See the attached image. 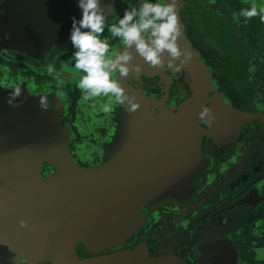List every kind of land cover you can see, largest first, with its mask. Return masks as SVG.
<instances>
[{
	"label": "water",
	"instance_id": "water-1",
	"mask_svg": "<svg viewBox=\"0 0 264 264\" xmlns=\"http://www.w3.org/2000/svg\"><path fill=\"white\" fill-rule=\"evenodd\" d=\"M101 3L106 17L116 10L117 0ZM73 16H81L78 0H4L1 46L35 57L69 39ZM183 43L194 54L193 60L203 63L192 44L185 39ZM149 72L143 67L140 71ZM188 75L201 83L196 88L201 99L200 73ZM121 84L141 107L129 113L120 106L117 134L96 166L82 165L74 158L72 132L62 122L59 98L21 95L18 99L24 102L12 107L7 103L9 93L0 95V252L27 250L42 258L39 252L52 248L55 253L47 256L52 258L70 243L115 236L134 202L147 200L146 190L182 195L185 182L201 164L192 107L187 101L169 104L168 86L157 97L144 87L132 86L127 78L122 77ZM44 162L54 168L49 177L41 173ZM21 219L28 221V228L20 227ZM52 264L142 263L125 252Z\"/></svg>",
	"mask_w": 264,
	"mask_h": 264
},
{
	"label": "flooded vegetation",
	"instance_id": "flooded-vegetation-1",
	"mask_svg": "<svg viewBox=\"0 0 264 264\" xmlns=\"http://www.w3.org/2000/svg\"><path fill=\"white\" fill-rule=\"evenodd\" d=\"M3 1L0 0V3ZM152 2H160V0H152ZM241 2L243 5L239 4ZM230 3L235 6L238 14L227 15L228 10H224L220 17H224L225 21L230 20L236 26V23L244 18L240 16V11L244 6L246 8L247 0H180L177 6L183 38L181 40L180 37L178 41L180 47L189 52L183 43L185 39L192 44L195 51L201 52L204 57V60L203 58L201 60L204 63L206 61L215 65L216 71L211 72L207 80L203 78L201 80L204 81L205 89L201 99L200 94L196 93V88L201 83L192 80V75H188V73L199 74L197 65L201 64L196 62V58L193 60V53H191V59L179 72L168 67L167 57L163 67H152L137 56L136 62L141 64L143 69L150 70L148 73L150 76L140 72H130L126 77L132 86L144 87L147 93L157 97H160L168 86L167 102L169 104L175 102L180 105L187 101L186 105L192 107L195 124L193 133L200 141L197 143L201 147V164L196 175L190 179L193 186L190 196L183 198L182 195H166L155 203H145L143 212L147 219H144L145 223L134 237L123 240L112 248L86 250L82 245L75 250L70 249L69 252L73 255L68 253L69 258L64 261L129 252L142 264H147L146 260L152 264H158L157 262L161 264H264V129L262 134H259L258 114L241 117L240 105L244 101L237 96L232 82L238 83L234 75L233 78L231 77L226 65L218 68L213 53H208L204 49L200 50V42L203 38H214V35L220 32L199 30L197 25L193 26L196 17L187 16L184 13L193 9L200 17L199 8L202 4L204 8H210L215 12L221 4ZM250 3L253 1L250 0ZM137 4L138 0H117L116 10L106 17L105 30L100 39L107 40L110 51L120 49L122 43L119 38L111 35L108 27L118 23L125 9ZM255 17L258 20V16ZM221 34L230 45L227 32ZM229 45L225 48L228 51L232 50V46ZM255 49H258V39ZM45 51L49 54L58 52L59 58L65 61L63 65L60 64L59 67L54 68L55 71L52 74L64 80H61L60 84L57 85L56 82L47 84L42 81L39 74L44 69L47 71L48 64L43 65L44 60L40 58V54L30 57L5 47L3 50L0 49V73L3 76V80L0 77V84L5 89H10L9 91L19 86L22 90L21 95L32 99L49 95L59 98L63 107L62 122L67 123L72 132V147L76 134L83 133V136H87L85 134L88 133L94 134L95 120L92 119L91 113L96 108L103 112L101 106L107 102V98L99 97L89 101L78 99L82 97V94L77 84L83 73L74 67L75 49L69 39L64 43H55ZM14 64L18 66L17 73L7 74L8 76L11 74L13 78L12 76L10 78L16 81L13 86L9 82L6 83L8 76L5 78L3 74L6 72L5 69ZM254 65H247L249 68L247 71H250ZM114 78H118L121 82L122 77L119 73H116ZM72 92L75 93V101L68 100L66 107L67 99ZM73 104L75 109L80 108L82 118L85 119L81 126L73 125L68 119V114L73 113L71 109ZM205 108L211 110L215 117L210 127L199 116ZM99 116L104 117V112ZM108 119V133L103 140L110 142L118 131L120 106H116L111 115L105 116L104 121ZM84 138L81 141L86 140V137ZM103 160L104 156L96 165ZM53 172L54 168L49 163H42L41 173L45 177H49ZM137 244H143L139 256H135L132 251ZM144 250L154 257L144 258L142 256ZM21 259L18 264L29 263L25 258ZM58 259L60 258L57 256L41 258L37 259V263L52 264L61 261Z\"/></svg>",
	"mask_w": 264,
	"mask_h": 264
},
{
	"label": "clouds",
	"instance_id": "clouds-1",
	"mask_svg": "<svg viewBox=\"0 0 264 264\" xmlns=\"http://www.w3.org/2000/svg\"><path fill=\"white\" fill-rule=\"evenodd\" d=\"M78 8L81 16L79 19L71 17L69 30V39L75 49L74 67L83 73L77 87L85 101L107 98L101 106L105 113H110L114 105L126 108L129 113L141 107L137 98L126 91L118 78H114L116 73L126 78L130 72H140L142 65L136 62L137 56L152 67H163L167 57L168 67L176 72L181 71L192 57L191 52L182 49L178 43L182 32L177 0H138L137 5L125 9L118 23L108 27L111 35L122 43L120 49L112 51L107 40L100 39L106 26L105 7L101 0H78ZM258 15L264 22V7L258 9L255 3L240 11V16L249 20ZM47 71L51 75L55 70L49 65ZM21 94V88L15 87L9 92L7 103L12 107L20 106L24 102L18 99ZM40 104L45 106L43 99ZM199 116L209 127L215 119L207 108ZM19 224L21 228L29 227L24 219Z\"/></svg>",
	"mask_w": 264,
	"mask_h": 264
},
{
	"label": "rangeland",
	"instance_id": "rangeland-1",
	"mask_svg": "<svg viewBox=\"0 0 264 264\" xmlns=\"http://www.w3.org/2000/svg\"><path fill=\"white\" fill-rule=\"evenodd\" d=\"M242 1V0H241ZM253 3L257 5V8L264 7V0H252ZM253 3H250V0H247V6L246 8H249ZM241 5V3H239ZM202 6H200V17L197 15V13L194 12L193 9H190L191 11L184 13L187 16H195L196 21H194L195 25H197L199 30H216L220 33L227 32V36L229 37L230 45L232 46V50L230 51H223L221 49L220 51L224 52L223 58H219V61L222 62L223 65H226L225 67L227 70H229V73L231 77L236 79L238 84H233L234 89L237 91V96L240 98V100L244 101V103L241 102V111L240 115L241 117H248L254 114H258V132L259 134H262V131L264 129V22H261L260 16L258 15L259 19L257 20L256 17L249 19L242 18V20H239L236 23V26L233 25L230 20L225 21L224 17H220V13L224 10H228L227 15L229 13H237L236 8L232 3L230 4H221L219 9L215 12L212 9H206ZM242 8V6H240ZM245 9V6L244 8ZM213 11V12H212ZM262 25V29L260 27V24L258 26V23ZM262 36V37H261ZM258 39V49H255L256 40ZM217 44L221 40H216ZM1 45V44H0ZM220 46H224V42ZM229 45V46H230ZM254 46V48H253ZM56 47V46H55ZM1 50L4 49L3 46L0 47ZM51 50V49H50ZM217 51L216 52H220ZM40 58L44 60V63L53 66L54 68L59 67L58 65L64 64V59H60L58 56V52L55 54H49L48 51H44L41 53ZM49 59V61H47ZM43 62V61H42ZM61 62V63H59ZM256 64V65H254ZM247 65H254L252 68H250V71H247L249 69ZM47 67V69H48ZM222 67V65H220ZM6 72H4V77L8 76V73H17L18 66L17 64L12 65L10 68L5 69ZM200 70V76L207 80L209 76L211 75V72L216 71L215 65L209 64L205 61V63H201L199 66ZM57 73V71H56ZM15 74V73H14ZM206 75V76H205ZM11 74L7 77L6 83L8 82L14 86V83L16 82L12 78ZM40 78L44 83H50V82H56V84H60L61 80L64 81L59 76L55 77L54 75H50L48 71L45 69L40 72L39 74ZM0 77L3 76L0 73ZM233 80V79H231ZM17 84V83H16ZM203 92L205 91L204 88H201ZM10 89H5L0 84V95L3 93H9ZM67 99V95L65 96ZM75 93H71V96L69 99H67L66 107L68 104V100L75 101ZM82 100L83 98H78ZM73 109V113L68 114V119L73 123V125H80L85 121L84 118H82V113L80 108L75 109L74 104L71 106ZM116 107V105L113 106V109ZM68 111V108H67ZM83 111V110H82ZM75 112V113H74ZM105 113L104 117L99 116L101 112L98 108L91 113L92 119L95 120L94 126V134L91 135L90 133L85 134L87 136H83V133L80 135L77 134V137H75L74 142L72 143V154L74 158H76L77 161H79L80 164L85 166H95L99 160L104 156L105 150H106V141L103 140L105 135L108 133L107 131V123L109 122V119L104 121L105 116L111 115V113ZM81 113V114H80ZM239 115V116H240ZM81 126V125H80ZM86 137V140L81 141L82 138ZM88 138V139H87ZM85 139V138H84ZM78 142H80L78 144ZM77 146V148H76ZM76 148V150H75ZM218 163V162H217ZM215 163V164H217ZM210 168V166H209ZM208 168V170H209ZM207 170V171H208ZM185 182V181H184ZM186 184L182 188V197L186 198L189 197L192 191V184L191 180H187L185 182ZM165 190V188L163 189ZM150 191V190H149ZM145 191L144 196L147 198L145 200L144 198H138L135 202L132 208L127 211L125 221L123 223L122 228L119 230V232L108 239H91L85 242L76 243V244H68L65 246V248L59 250L61 253H58V256L55 255L54 257H59L61 261H64L65 259L69 258L68 253L71 254L68 250L73 249L75 250L77 247H81L82 245L85 246L86 250L94 249V248H102V247H109L112 248L116 244L122 242L123 240L130 239L131 237H134L138 231L142 228V225L145 223L144 219L146 215L143 212V207L145 206V203L152 202L155 203L159 201V199L163 198L165 193L167 191L160 192L159 189L157 192L154 191ZM172 195V194H168ZM181 196V195H179ZM186 196V197H185ZM181 198V197H179ZM143 244L136 245L134 249H132L133 254L135 256H139L141 254V249ZM146 247V246H144ZM55 253V250H52V248L45 249V251H40L39 254L42 258H49L47 256L53 255ZM150 253V252H149ZM148 251L144 250L142 253V256L144 258H153L154 255L150 256ZM73 255V253L71 254ZM38 257V258H37ZM32 256L27 250L21 251V250H12V251H4L0 252V264H18L21 262V258H25L27 262H37V259H41L39 256ZM17 259V260H16ZM10 260H13L9 262ZM147 264H152L150 261L146 260ZM158 264H161V262H157Z\"/></svg>",
	"mask_w": 264,
	"mask_h": 264
},
{
	"label": "trees",
	"instance_id": "trees-1",
	"mask_svg": "<svg viewBox=\"0 0 264 264\" xmlns=\"http://www.w3.org/2000/svg\"><path fill=\"white\" fill-rule=\"evenodd\" d=\"M179 1L180 0H177V6H178V4H179ZM199 13H200V11H199ZM223 11H222V13H220V15H223ZM258 19H259V17H258ZM259 24H260V22L258 23V26H259ZM260 27H261V29H262V25L260 24ZM262 37V36H261ZM216 40H221V41H219L218 42V44H217V41ZM221 42V44L224 42V46H220L219 45V43ZM62 43H64V42H62ZM229 44H228V42H227V40L224 38V35L223 34H221V33H216L215 35H214V38H211V37H205V38H203L202 40H201V42H200V50H202V49H204V50H206L208 53H213V55L215 56L214 57V59H215V62H217L216 64H217V67L219 68L220 67V65H222V67L224 66L223 64H222V62H220L219 61V58H223V53L225 52V51H227L225 48H227V46H228ZM215 48V51H213V49ZM253 48H254V46H253ZM220 49H223V51L224 52H222V51H220ZM216 50L217 51H220V52H216ZM200 53V55H201V58H203V60H204V57L202 56V54H201V52H199ZM114 134V133H113ZM113 134H110V136H113ZM76 137H77V134H76ZM109 140V139H108ZM109 141H106V143L105 144H107ZM104 156H105V154H104Z\"/></svg>",
	"mask_w": 264,
	"mask_h": 264
}]
</instances>
